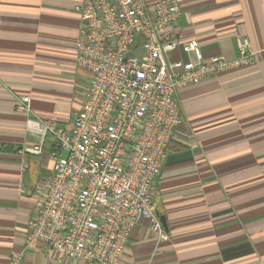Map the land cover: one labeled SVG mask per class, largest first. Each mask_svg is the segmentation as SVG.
Listing matches in <instances>:
<instances>
[{
	"label": "crops",
	"instance_id": "obj_1",
	"mask_svg": "<svg viewBox=\"0 0 264 264\" xmlns=\"http://www.w3.org/2000/svg\"><path fill=\"white\" fill-rule=\"evenodd\" d=\"M80 1L0 0V264H83L44 245L12 262L56 148L48 136L42 154L23 152L36 139L27 118L68 124L83 101L89 75L77 65L74 45ZM178 4L171 34L196 40L205 58L239 56L242 38L256 55L248 66L177 90L183 124L156 195L166 236L157 240L149 221H140L120 264H264V0ZM23 96L27 113L17 108Z\"/></svg>",
	"mask_w": 264,
	"mask_h": 264
},
{
	"label": "built area",
	"instance_id": "obj_2",
	"mask_svg": "<svg viewBox=\"0 0 264 264\" xmlns=\"http://www.w3.org/2000/svg\"><path fill=\"white\" fill-rule=\"evenodd\" d=\"M74 40L77 65L88 73L80 108L68 124L28 117L35 141L24 153L40 155L46 137L56 148L40 187L24 247L83 264H120L132 229L148 220L157 240L166 233L157 215V182L183 116L176 93L255 58L247 38L239 56L204 57L194 39L170 28L181 16L178 0H81ZM182 51L186 58L169 59ZM29 112V98L17 104Z\"/></svg>",
	"mask_w": 264,
	"mask_h": 264
},
{
	"label": "water",
	"instance_id": "obj_3",
	"mask_svg": "<svg viewBox=\"0 0 264 264\" xmlns=\"http://www.w3.org/2000/svg\"><path fill=\"white\" fill-rule=\"evenodd\" d=\"M161 223L164 225L162 218H160Z\"/></svg>",
	"mask_w": 264,
	"mask_h": 264
},
{
	"label": "rangeland",
	"instance_id": "obj_4",
	"mask_svg": "<svg viewBox=\"0 0 264 264\" xmlns=\"http://www.w3.org/2000/svg\"><path fill=\"white\" fill-rule=\"evenodd\" d=\"M156 204H157V202H156ZM157 206V205H156Z\"/></svg>",
	"mask_w": 264,
	"mask_h": 264
}]
</instances>
